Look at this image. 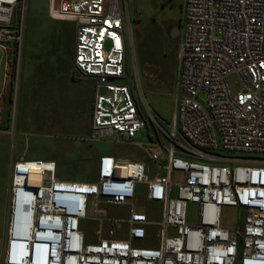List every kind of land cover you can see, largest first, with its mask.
<instances>
[{"label": "built area", "instance_id": "obj_1", "mask_svg": "<svg viewBox=\"0 0 264 264\" xmlns=\"http://www.w3.org/2000/svg\"><path fill=\"white\" fill-rule=\"evenodd\" d=\"M28 3L0 0V42L18 57ZM52 3L77 21L76 70L97 80L89 140L133 144L149 162L100 155L90 181L57 177L53 159L13 162L2 264H264V0L180 1L170 125L135 96L126 0ZM30 171L43 181L20 182L26 210L16 182ZM140 184L152 208L137 200Z\"/></svg>", "mask_w": 264, "mask_h": 264}, {"label": "rangeland", "instance_id": "obj_2", "mask_svg": "<svg viewBox=\"0 0 264 264\" xmlns=\"http://www.w3.org/2000/svg\"><path fill=\"white\" fill-rule=\"evenodd\" d=\"M180 1L126 0L128 27L131 34L129 58L139 70L135 96L143 112L150 111L151 108L153 115L166 125L175 122L178 70L176 68L177 72L175 71V59H167L166 64L161 62V59L166 45L165 38L167 35L171 37L173 26L177 25L179 21ZM52 10V0H29L27 16L29 25L51 27L59 23L55 19L68 21L63 17L54 16ZM176 37L179 44V33ZM42 42V47L54 46L45 43L44 40ZM40 45L41 43H39ZM61 49L63 52L66 49L63 43H61ZM169 52L175 54L177 45H174ZM83 79L84 88L86 80L89 79L88 84L94 82L93 78L90 77ZM91 109L92 103L85 96L82 110L80 113L77 112L75 116L79 125L73 126L69 119L72 113L34 107L25 104V95L21 96V102L16 109L10 133H3L0 129V196L5 192L4 186L10 191L9 196L11 195L12 171H8L11 161V159L8 161V153L12 156L14 151L17 158L25 155V158L56 160L58 168L55 174L62 179H69L66 174L69 175L72 171H79L80 176L84 175L83 172L92 171L89 160L84 162L86 166H78L71 161L75 145L91 149L94 161L99 155L116 153L123 157L143 159L149 162L144 149L133 144L118 143L112 138L89 141L88 137L92 134ZM147 132L148 129L142 130L139 137L147 134ZM83 153L76 151L75 156L81 155L83 157ZM177 171L175 177L182 179L183 174ZM8 174L10 175L9 181ZM9 200H11L10 197ZM190 206L195 209V205L191 204ZM233 214L230 209L224 210V217L228 221H231ZM93 228L92 223L82 219L81 229L87 235L93 234Z\"/></svg>", "mask_w": 264, "mask_h": 264}, {"label": "crops", "instance_id": "obj_3", "mask_svg": "<svg viewBox=\"0 0 264 264\" xmlns=\"http://www.w3.org/2000/svg\"><path fill=\"white\" fill-rule=\"evenodd\" d=\"M64 19H68V21L71 22L55 19V21L59 23L51 27H34L33 25H29L27 18L25 43L21 57H18L19 55L15 50L14 42H0V129H2L1 131L3 133H10V127L13 124L16 109L23 95H25V104L51 111L58 110L72 113L69 119L73 126L79 125L75 116L77 112L80 113L82 110L84 97L86 96L88 101L92 103V129L97 80L90 77L93 78L94 82L88 84L87 81L89 77L82 75L76 70L74 57L77 21L76 19L74 20V18ZM44 33L46 34L44 35ZM42 40L54 46L42 47ZM39 43H41L40 46ZM61 43L65 45L66 49L64 52L63 49H61ZM83 78L88 79L85 82V88L83 85ZM90 80L92 81V79ZM74 150L71 161L78 166H86L84 162L89 160L92 171L83 172L84 175L81 176L79 171H72L69 175L66 174L69 178L66 180L90 181L96 179V164L100 155L97 157L96 161H94L92 158V150L88 147L83 148L82 146L75 145ZM76 151L81 153L84 152L85 154L83 153V157L81 155L75 156ZM109 154L116 156L120 161L133 159L120 156L116 153ZM22 158H25V155H22L21 158H17L15 151L12 156L8 153V161L11 159L8 171H12L13 162ZM9 178L10 175L8 174V181ZM4 189V194L0 196V264H2L1 260L7 236L6 221L8 223L10 201V191H8L6 186H4ZM137 200L142 203V209H147L148 207L152 208V205L145 198L143 184L139 185Z\"/></svg>", "mask_w": 264, "mask_h": 264}, {"label": "bare ground", "instance_id": "obj_4", "mask_svg": "<svg viewBox=\"0 0 264 264\" xmlns=\"http://www.w3.org/2000/svg\"><path fill=\"white\" fill-rule=\"evenodd\" d=\"M24 160H37V159H27V158H22ZM44 160V159H43ZM40 171H30L29 173L25 174L27 175L24 178H20L17 180L16 185H17V190L19 193V199L20 202L23 204V208L26 210H29L30 207L25 203V200L27 199V193L25 191V187L20 183L23 179L25 182H27V186H33V187H38L41 186V183L43 181V176L39 173ZM45 193V191H44ZM34 198V197H33ZM49 200V198H48ZM52 216H45V218H51ZM44 219V224L42 225L44 228L48 229L49 233H52L53 226H56V224L53 222V220L45 221ZM39 264V263H38Z\"/></svg>", "mask_w": 264, "mask_h": 264}, {"label": "trees", "instance_id": "obj_5", "mask_svg": "<svg viewBox=\"0 0 264 264\" xmlns=\"http://www.w3.org/2000/svg\"><path fill=\"white\" fill-rule=\"evenodd\" d=\"M177 25H179V21L177 22ZM165 39H166V41H165L166 45H165V48L163 49V53H162L163 58L161 59L162 60L161 62L166 64L167 59H169V58L171 60H172V58H173V60L175 59V64H176L175 71L177 72V70H178V38L177 37L172 38V37L167 35V37ZM174 45H177V52L175 54H174V52L173 53L169 52L173 48ZM176 68H177V70H176Z\"/></svg>", "mask_w": 264, "mask_h": 264}, {"label": "water", "instance_id": "obj_6", "mask_svg": "<svg viewBox=\"0 0 264 264\" xmlns=\"http://www.w3.org/2000/svg\"><path fill=\"white\" fill-rule=\"evenodd\" d=\"M178 33H179V26L178 25H175L173 26V29H172V32H171V37H176L178 36Z\"/></svg>", "mask_w": 264, "mask_h": 264}, {"label": "flooded vegetation", "instance_id": "obj_7", "mask_svg": "<svg viewBox=\"0 0 264 264\" xmlns=\"http://www.w3.org/2000/svg\"><path fill=\"white\" fill-rule=\"evenodd\" d=\"M144 129H148V131H149V130H151V126L147 125V126H145ZM144 129H143V130H144Z\"/></svg>", "mask_w": 264, "mask_h": 264}, {"label": "clouds", "instance_id": "obj_8", "mask_svg": "<svg viewBox=\"0 0 264 264\" xmlns=\"http://www.w3.org/2000/svg\"><path fill=\"white\" fill-rule=\"evenodd\" d=\"M179 26V25H178ZM2 262H3V255H2ZM15 264H21L20 262H15Z\"/></svg>", "mask_w": 264, "mask_h": 264}]
</instances>
